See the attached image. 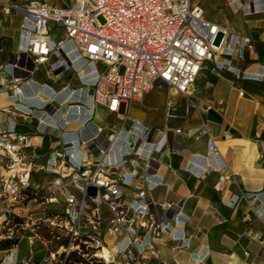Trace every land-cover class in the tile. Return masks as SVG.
<instances>
[{"label": "crops", "instance_id": "1", "mask_svg": "<svg viewBox=\"0 0 264 264\" xmlns=\"http://www.w3.org/2000/svg\"><path fill=\"white\" fill-rule=\"evenodd\" d=\"M27 1L0 3L23 6ZM196 1L205 19L231 30L228 45L202 64L188 94L156 81L131 102L126 117L122 107L113 113L93 102L103 65H91L70 43L65 47L67 70L40 65L22 81L21 95L13 98L12 77L31 71L32 61L16 56L22 13L0 8V126L28 135L22 151L38 167L57 153L65 158L73 153L76 163L103 157L112 169L134 172L140 179L134 187L120 185V202L129 203L133 190H147L149 214L144 219L161 224L153 231L136 227L133 243L105 233L108 251L117 261L123 259L117 250L128 249L144 258L136 264H264V0ZM235 34L249 37L252 47H237ZM147 126L151 130L136 153ZM208 136L216 140L219 155L207 154ZM227 174L229 179L220 180ZM146 175L154 183L150 189L143 180ZM56 177L44 169L31 173V184L56 198L39 205L36 218L64 212L62 195L50 194ZM6 203L0 197V213ZM100 213L104 220L110 217L104 205ZM23 238L0 248V264H18L30 254L19 255ZM150 246L156 257H149ZM43 256L36 260L32 251L28 264Z\"/></svg>", "mask_w": 264, "mask_h": 264}, {"label": "built area", "instance_id": "2", "mask_svg": "<svg viewBox=\"0 0 264 264\" xmlns=\"http://www.w3.org/2000/svg\"><path fill=\"white\" fill-rule=\"evenodd\" d=\"M0 8L3 13L12 8L22 13L16 56L26 55L32 61L31 71L12 77L9 90L13 98L21 95L22 81L40 65L49 64L52 71L67 70L70 63L65 47L70 43L91 65L104 66L93 86V102L113 113H120L122 107L125 117L131 102L141 98L156 81L188 94L202 64L221 54L232 34L229 28L205 19L196 0H68L65 6L52 5L47 0H28L23 6L0 3ZM50 24L63 29L62 37L51 36ZM233 43L240 48L252 47L249 37L238 34ZM150 130V126L145 127L137 138L140 142L136 153L142 150ZM115 137V133L109 135L108 141L112 143ZM28 142V135L0 126V197L7 200L0 213V240L13 235L11 222L22 231L16 238L26 237L29 246L38 238L33 228L36 222L64 227L72 240L80 232L99 235L103 226L106 234L126 238L130 243L137 240L136 227L153 231L160 226V221L146 223L144 219L149 214L147 190H133L129 203L120 202V185L134 187L140 182L134 172L116 171L103 157L95 162L83 159L76 163L73 153L66 158L57 153L54 159L38 167L22 151ZM100 152L104 156L107 151ZM207 154L219 155L216 140L211 136ZM43 169L58 174L50 183V194L60 193L65 209L61 214L36 218L39 205L56 199L48 196L43 187L31 184V173ZM229 177L223 175L220 180ZM143 180L147 189L154 184L147 175ZM89 186L96 187L95 196L87 195ZM102 205L110 212L107 220L100 213ZM70 250L69 247L61 252L50 251L36 264H67ZM117 253L123 257L117 264H136L144 259L128 249H118ZM156 256V249L150 246L149 257ZM31 261L32 251L20 258L18 264Z\"/></svg>", "mask_w": 264, "mask_h": 264}, {"label": "rangeland", "instance_id": "3", "mask_svg": "<svg viewBox=\"0 0 264 264\" xmlns=\"http://www.w3.org/2000/svg\"><path fill=\"white\" fill-rule=\"evenodd\" d=\"M50 30L51 36L54 39H58L63 35V29L54 24H50ZM101 70H104L103 66ZM9 225L11 226L13 235L11 238L0 240V247L5 241L12 242L22 232L12 222ZM33 228L37 232L38 238L31 246L28 245L25 238L21 239L19 243V255L22 253L28 254L30 251H33L35 259L38 260L45 253L50 251L61 252L63 248L70 247L71 250L67 256V264H115L117 262L116 257L112 256V253L108 251L109 248L105 240L103 226L100 229L99 235L87 236V233L80 232L78 238L75 240H72L67 235V229L64 227H49L45 222H36L33 224ZM26 233L28 234L29 231L26 230ZM83 241L85 242L83 243ZM105 255L108 256L106 259L103 258Z\"/></svg>", "mask_w": 264, "mask_h": 264}, {"label": "water", "instance_id": "4", "mask_svg": "<svg viewBox=\"0 0 264 264\" xmlns=\"http://www.w3.org/2000/svg\"><path fill=\"white\" fill-rule=\"evenodd\" d=\"M86 193L89 196H95V194H96V187H94V186L87 187Z\"/></svg>", "mask_w": 264, "mask_h": 264}, {"label": "trees", "instance_id": "5", "mask_svg": "<svg viewBox=\"0 0 264 264\" xmlns=\"http://www.w3.org/2000/svg\"><path fill=\"white\" fill-rule=\"evenodd\" d=\"M17 243V238L11 241H5L0 248H8L11 247L13 244Z\"/></svg>", "mask_w": 264, "mask_h": 264}, {"label": "bare ground", "instance_id": "6", "mask_svg": "<svg viewBox=\"0 0 264 264\" xmlns=\"http://www.w3.org/2000/svg\"><path fill=\"white\" fill-rule=\"evenodd\" d=\"M171 89H173V88H171ZM173 90H175V89H173ZM108 255V254H107ZM107 255H105V258H107L108 256Z\"/></svg>", "mask_w": 264, "mask_h": 264}]
</instances>
